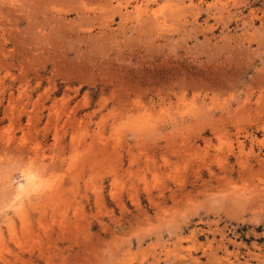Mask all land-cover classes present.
<instances>
[{"label":"rangeland","instance_id":"1","mask_svg":"<svg viewBox=\"0 0 264 264\" xmlns=\"http://www.w3.org/2000/svg\"><path fill=\"white\" fill-rule=\"evenodd\" d=\"M0 264H264V0H0Z\"/></svg>","mask_w":264,"mask_h":264},{"label":"bare ground","instance_id":"2","mask_svg":"<svg viewBox=\"0 0 264 264\" xmlns=\"http://www.w3.org/2000/svg\"><path fill=\"white\" fill-rule=\"evenodd\" d=\"M19 1V0H18ZM148 1V0H147ZM135 13L137 14V16H140V15H142L143 13H144V11L142 10V8L141 7H138V8H136V11H135ZM156 19V18H155ZM29 180H30V177H28V176H25L21 181V183H19V184H17V189L16 190H18V191H21L22 192V190L24 189V187L28 184V182H29ZM19 182V181H18ZM32 182H33V180H32ZM29 185H27V187H28ZM33 187L34 186H32V189H33ZM27 189V188H26ZM17 191V192H18ZM29 193H30V191H29ZM18 194V193H17Z\"/></svg>","mask_w":264,"mask_h":264}]
</instances>
